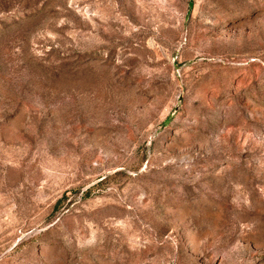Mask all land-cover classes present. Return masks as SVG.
<instances>
[{
	"label": "rangeland",
	"instance_id": "rangeland-1",
	"mask_svg": "<svg viewBox=\"0 0 264 264\" xmlns=\"http://www.w3.org/2000/svg\"><path fill=\"white\" fill-rule=\"evenodd\" d=\"M0 264H264V0H0Z\"/></svg>",
	"mask_w": 264,
	"mask_h": 264
}]
</instances>
